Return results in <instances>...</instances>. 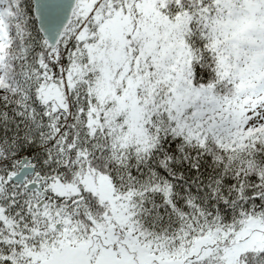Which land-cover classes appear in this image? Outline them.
I'll return each mask as SVG.
<instances>
[{
	"label": "snow or ice",
	"instance_id": "1",
	"mask_svg": "<svg viewBox=\"0 0 264 264\" xmlns=\"http://www.w3.org/2000/svg\"><path fill=\"white\" fill-rule=\"evenodd\" d=\"M0 264H264V0H0Z\"/></svg>",
	"mask_w": 264,
	"mask_h": 264
}]
</instances>
